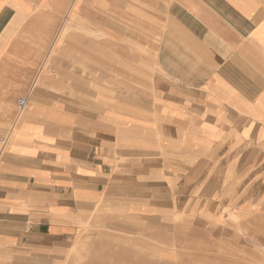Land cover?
<instances>
[{
	"label": "crops",
	"instance_id": "crops-1",
	"mask_svg": "<svg viewBox=\"0 0 264 264\" xmlns=\"http://www.w3.org/2000/svg\"><path fill=\"white\" fill-rule=\"evenodd\" d=\"M123 217L264 264V0H0V264Z\"/></svg>",
	"mask_w": 264,
	"mask_h": 264
},
{
	"label": "rangeland",
	"instance_id": "rangeland-1",
	"mask_svg": "<svg viewBox=\"0 0 264 264\" xmlns=\"http://www.w3.org/2000/svg\"><path fill=\"white\" fill-rule=\"evenodd\" d=\"M123 13L125 18L135 16L134 9ZM125 220L123 217V223H117L120 229L115 227L116 222L81 229L72 246L63 249L56 260L59 262L53 264H196L186 251L174 248L181 243L178 233L171 234V229H142Z\"/></svg>",
	"mask_w": 264,
	"mask_h": 264
},
{
	"label": "built area",
	"instance_id": "built-area-1",
	"mask_svg": "<svg viewBox=\"0 0 264 264\" xmlns=\"http://www.w3.org/2000/svg\"><path fill=\"white\" fill-rule=\"evenodd\" d=\"M28 97H29V95H26L25 97H23L17 101V108H18L19 112L23 111L26 108Z\"/></svg>",
	"mask_w": 264,
	"mask_h": 264
}]
</instances>
